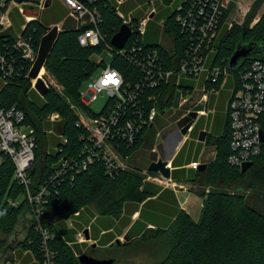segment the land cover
Masks as SVG:
<instances>
[{
	"label": "trees",
	"instance_id": "obj_1",
	"mask_svg": "<svg viewBox=\"0 0 264 264\" xmlns=\"http://www.w3.org/2000/svg\"><path fill=\"white\" fill-rule=\"evenodd\" d=\"M162 1L166 4L170 2ZM86 3L96 7L101 14L99 27L105 36L101 44L81 45L78 36L86 26H75L69 19L61 30L53 29L42 43L41 58L45 61L46 71L58 81L62 91L50 84L44 104L39 105L32 100L29 97L32 85L30 76L26 75V63L21 74L10 77L4 83L0 82V108L8 109L16 105L23 109L26 123L35 130V163L29 172L34 188L54 174L65 159L70 163L66 174L59 176L49 188L51 195L47 210L49 208L50 221H47L46 215L43 218L44 225L54 234L48 243L56 251L57 263L79 264L74 249L82 252L86 244L77 243L75 236L78 230L90 226L98 248L89 246L86 253L96 257L113 256L110 253L113 249H124L129 254L138 244L152 241L160 248V255L155 261L144 264H264V143L261 155L254 159V164L246 172L232 167L227 160L231 139L229 118L219 143L217 159L208 164L206 169L196 171L195 183L200 187H213L208 194L205 190L198 191L204 197V207L198 221L185 210L175 207L177 201L172 189L146 179V176L132 172L129 168L120 169L111 177L102 161L89 164L86 170L80 171L70 166L74 160L82 161L85 158L83 152L90 142L88 130L80 123L79 114L72 108L71 101H76L80 109L92 116L98 114L82 102L80 88L99 65L94 54L100 53L110 44L112 36L123 24L118 11L133 12L131 27L134 32L127 47L133 40H138L144 48L160 51L167 58L168 66H171L175 62L172 51L176 48L179 53L182 43L179 26L175 23L176 10L166 17L154 15L147 23L146 33L141 36L136 28L145 16L134 14L135 0H124L122 3L117 0H96L92 4ZM66 14V9L55 0L51 7L44 10L40 19L28 22L23 31L32 34L33 39L39 42L49 26L60 22ZM17 17L13 19L16 28L26 23L20 16ZM253 17L254 12L251 14ZM162 19L163 24H160ZM243 33L245 41L264 43V12L252 26L248 23L240 29L223 25L215 42V63H228ZM163 34L174 37V46L159 41ZM14 41L10 30L0 32V49L13 50ZM112 51L111 65L121 71L126 83H134L143 76L142 71L119 50ZM231 74L237 82V71L232 70ZM31 77L35 76L31 74ZM216 85L219 86V83ZM175 89L172 85L166 88L169 96L167 105L176 97ZM31 112L40 121L39 124ZM53 114L58 117L54 120L51 117L45 119ZM160 120L158 117L157 125ZM262 123L264 130V116ZM158 133L154 124L146 128L133 147H123L124 156L128 154L132 157L145 144L154 143V139L156 146ZM43 138L47 139L48 145L50 143L46 150L39 148ZM40 156L43 166L39 161ZM1 158L0 230L10 234L18 224L23 207H31L24 197V187L14 178L12 158L5 153L1 154ZM177 158L173 161L175 166ZM72 165L75 167V164ZM180 195L185 200V193L180 192ZM17 200L19 202L15 204ZM78 211L80 214L75 215ZM137 212L139 215L133 220ZM70 218L73 226L68 223ZM32 228V232L21 242L19 253L22 256L23 251L27 250L22 260L26 264H39L42 251L36 231ZM126 228L128 230L125 232ZM103 229L106 231L102 232ZM123 234L127 242L115 243ZM74 241L72 245L68 243Z\"/></svg>",
	"mask_w": 264,
	"mask_h": 264
},
{
	"label": "built area",
	"instance_id": "obj_2",
	"mask_svg": "<svg viewBox=\"0 0 264 264\" xmlns=\"http://www.w3.org/2000/svg\"><path fill=\"white\" fill-rule=\"evenodd\" d=\"M61 1L68 7L69 14L78 20L79 26H86L78 36L81 45L96 46L105 40L99 27L101 21L99 10L86 3L92 4L96 0ZM117 1L122 3L124 0ZM45 2L46 0L39 1L40 10L45 7ZM230 2L231 0H182L180 2L175 12V23L179 26L182 43L179 53L176 52V48L172 51L174 65L172 62V65L168 66L167 58L160 51L144 48L145 46L139 45L138 40H133L127 47L128 40L122 49L115 48L111 42L108 44L107 48L111 50L112 55L113 49L119 50L142 71L143 76L134 83H126L120 70L111 64H106L102 74L90 82L88 92L81 93L82 102L89 107L91 102L101 94H107L108 100L102 109L96 111L98 112L96 115L92 116L82 109L78 111L80 123L88 130L90 142L83 152L86 155L85 158L82 161L74 160L72 163L75 167L71 163L72 168L78 171L86 170L89 164L102 161L107 174L112 177L118 170L126 169L122 161L130 158V155L124 156L122 152L124 146L128 149L133 147L142 132L153 124L157 126V118H161L172 110L176 103L179 108H183L190 101V96L196 90L188 82L190 78L199 80L203 75L205 78L204 85L200 88L202 96L193 107L206 102L209 92L217 91L216 83L221 85L232 71L228 63L217 64L213 60V54L216 52L215 42L221 28L224 24L232 27V24L225 22ZM13 7L18 8L26 21L21 32L14 31L10 17ZM156 12V7L148 12L145 11L146 16L140 20L136 28L141 36L146 33L147 23ZM118 13L123 23L131 27L133 12L126 15L119 10ZM38 19H40V14L27 13L20 0H0V32L10 30L15 39L13 50L0 49V82L4 83L10 77L21 74L27 64L26 75L30 76L32 87L35 88L38 78H43L47 83L45 77L48 72L42 73L45 63L39 67L35 77H31V74L41 54L43 37L57 25H50L47 32L37 42L32 34H26L23 30L28 22ZM131 30L133 34L132 27ZM169 38L174 46V37L169 36ZM95 60L99 64L104 62L103 58H95ZM236 71L239 79L228 104L231 139L227 160L232 167L241 170L244 163L254 161L263 150L264 142L261 139V131L264 116V60H248ZM113 72L119 74L121 79L119 85L108 80V76ZM47 85L50 86L48 83ZM170 85L176 88V97L168 105L166 112L161 114L158 104L160 102L167 104L169 96L166 88ZM152 90L155 92L151 93ZM150 103L152 104L149 106ZM193 107L183 112L178 121L194 110ZM197 112L199 115L206 113L205 110H197ZM57 117V114L51 116L52 119ZM192 125L188 132L192 130ZM34 131V128L26 123V114L23 109L16 105L8 109L0 108V162L2 153L12 158L15 165L14 178L24 187V197L35 215L37 221L35 231L42 251L39 264H58L56 251L48 243L54 234L44 225V222H41V218H43L44 206L51 195L49 188L59 176L66 174L70 163L65 159L54 174L34 188V181L29 173L35 163L36 136ZM190 165L198 170L201 162L194 161ZM160 177L166 179V182H163L162 179L156 178L161 183L171 181V178L165 177L162 173ZM18 202L17 200L14 203ZM79 214L80 211L75 213V215ZM76 242H86L88 245L93 243L91 238L86 237L85 231H79L76 234ZM68 243L72 245L75 241ZM86 250V247L82 248V252L74 249V253L78 257Z\"/></svg>",
	"mask_w": 264,
	"mask_h": 264
},
{
	"label": "rangeland",
	"instance_id": "obj_3",
	"mask_svg": "<svg viewBox=\"0 0 264 264\" xmlns=\"http://www.w3.org/2000/svg\"><path fill=\"white\" fill-rule=\"evenodd\" d=\"M182 0H179L181 2ZM136 8L134 9V14L136 16H146L145 11L150 10L153 7H156L160 12H162L163 17L169 12H172V7L168 6L161 0H135ZM177 3V2H173ZM256 11V13H255ZM124 12V11H123ZM144 12V13H143ZM254 12V17L251 18V14ZM264 12V0H231L229 9L226 14L225 22L232 24V26H237L240 29L250 23L252 26ZM126 15H129L130 12H124ZM251 18V19H250ZM95 58H103L104 62H101L94 72L91 74L89 79H87L81 86L80 92L82 94H86L89 89V84L91 81L97 79L103 72L104 66L106 64H111L113 60L112 52L109 48L104 47L100 53L94 54ZM45 61L38 56L34 71L32 72V76L37 75V71H39V67L42 66ZM232 78V76L229 74ZM48 84H51L57 88L58 91H62V86L58 83V81L49 73H47L45 77ZM188 82L196 88L194 93L190 96V101H188L183 108H179L176 103L174 108L168 111L164 116L161 117V122L158 123L157 129L159 130V134H157L156 146L153 150L149 148L142 147L138 151H136L132 157L128 158L127 160L122 161L126 169L130 171L137 172L138 174L146 176V179L152 180L153 182H158L164 186H175V188H179L178 185L169 181V183H161L156 178L162 179L160 177V172H152L149 171L148 168L153 161H157L159 159H163L164 156L168 155L171 156L176 152L175 145L178 143V139L180 135V129L178 126V118L181 116L183 112L192 108L193 105L201 98L202 93L200 92V88H198L197 80L195 78H190ZM199 91V92H197ZM197 92V94H196ZM29 97L34 100L39 105L45 103L46 99L42 96L38 90L32 87V90L29 93ZM108 95L101 94L98 98L91 102L90 107L94 111H98L102 109L105 104L107 103ZM72 106L76 112L80 111L79 106H77L76 101H71ZM198 107L200 108H211V105L200 104ZM194 111V110H192ZM31 115L33 113L31 112ZM35 121L37 120L38 124L40 121L33 115ZM51 115L46 116L45 119H49ZM56 119V118H55ZM52 120V119H50ZM54 120V119H53ZM179 130V132H178ZM50 143L48 145V141L46 138H43L41 143L39 144V148L41 150L48 149ZM159 152V153H158ZM2 159V158H1ZM42 157H39V161L41 165L44 163L42 161ZM43 166V165H42ZM163 180V179H162ZM188 189L195 193H198L199 190H205L206 193L210 191L211 186L200 187L196 182V180L188 179ZM49 208L47 210V204L44 206L43 211V218L46 215L47 221H50L48 218ZM41 218V217H40ZM41 218V222L43 221ZM45 220V219H44ZM36 218L32 211L27 206H24L21 214L19 216L18 224L16 225L15 230L7 234L0 230V264H26L22 259L23 256L26 254V251H23L22 256L19 253L21 250V242L24 241L27 236L32 232V226L35 229L36 226ZM70 226H73L72 218L68 220ZM86 234V233H85ZM76 237V236H75ZM87 237V236H86ZM120 242L125 243L127 242L124 236H120ZM89 239V238H88ZM119 242V243H120ZM116 243V242H115ZM118 243V244H119ZM90 246L93 248H98V244L94 241ZM16 248V249H15ZM160 248L154 242H148L145 244H138L136 248L132 250L131 253L127 254L128 251L124 249H113L110 250L111 255L113 256H106V257H115L118 261L115 264H120L124 262H129L133 264H144L149 263L152 260L155 261V258L159 257L160 255ZM86 253V252H85ZM89 254V253H88ZM131 254L133 256H131ZM91 255V254H90Z\"/></svg>",
	"mask_w": 264,
	"mask_h": 264
},
{
	"label": "crops",
	"instance_id": "obj_4",
	"mask_svg": "<svg viewBox=\"0 0 264 264\" xmlns=\"http://www.w3.org/2000/svg\"><path fill=\"white\" fill-rule=\"evenodd\" d=\"M20 1L22 2V4H24V7L26 8L27 13L34 14V15L40 14V17L43 15L44 10L46 8L51 7L55 2V0H52L50 6H45L42 10H40L38 6L39 2H34L33 0H20ZM56 1H58L66 9L67 14L60 22L53 23L57 25L53 29H57L58 31L61 30V28L63 27L67 19H69V22L71 24H75V26L79 25L78 20L69 14L68 7L61 0H56ZM173 2H177V3L173 4ZM179 4H180L179 0H174V1H170L167 5L172 7L173 11H175ZM156 10L157 12L155 13V15L163 16L162 12H160L157 8ZM17 15L20 16L22 19H24V22H26L24 16L19 12L18 8L13 7L12 10L10 11V17L13 21V26H14L13 19L16 18ZM163 20L164 19L161 20L160 24H163ZM22 26L23 24L17 28L14 26V31L21 32ZM53 29H51L43 37L42 43H43L44 38ZM159 41L168 46H170V43H171L170 38L165 36L164 34L161 36V39ZM41 56H42V44H41L40 57ZM44 71H46L45 67H44ZM230 75L232 76V78L228 76L221 85L216 87L217 91L209 92L207 101L204 103H201L205 105H211V108L209 109L200 108L198 107L200 104L193 107L194 111L205 110L206 113L200 114V115L198 114L197 118L193 122V125H192L193 127L191 131H189L184 136L180 134L181 136H179L178 143L175 145L176 152L171 156L166 155L163 158L164 160L168 161V166L171 169V177H170L171 181L175 183L176 185H178L179 188H175V186H170V187L164 186V185L163 186L166 188H170L174 191L176 195V201H177V203L175 204V207L179 210L180 209L185 210L196 221H198L201 217L202 209L204 207V197H202L199 193H195L188 189L187 187L189 183L188 179L195 180L196 171L204 170V169H201L202 164H206L208 166V164L214 162L217 159V156L219 153V143H221V140H222L221 138L223 136V132L227 124L229 100L232 96V93H233V90L236 84V81L234 80L233 75L232 74ZM204 81H205L204 75L199 80H197V84L199 88L203 87ZM202 130H205L207 132V135L204 140L199 139V135ZM176 158H177V163L175 166L173 161ZM194 161L201 162V165L198 168V170L191 167L190 165ZM173 172L176 174L175 177H173ZM180 192L185 193L184 195L185 200L182 199ZM138 215H139L138 212L135 213L133 215V220H135L138 217ZM151 226L152 225H149V227ZM86 228H89V234H90V238L92 239V241L96 242V240L92 237L93 235H92L90 226H87L82 230H78V232L85 231ZM127 230L128 228L125 229V232ZM105 231H106L105 229L102 230V232H105ZM121 236H124V234ZM84 243L86 245H84L83 248L86 247L88 249L90 245H88V243L86 242ZM80 244H83V243H80ZM27 253L28 251L26 250V254ZM34 261L37 262L35 257H34Z\"/></svg>",
	"mask_w": 264,
	"mask_h": 264
},
{
	"label": "water",
	"instance_id": "obj_5",
	"mask_svg": "<svg viewBox=\"0 0 264 264\" xmlns=\"http://www.w3.org/2000/svg\"><path fill=\"white\" fill-rule=\"evenodd\" d=\"M51 2L52 0H46L45 6H50ZM131 35H132V30L130 25L127 23H123L119 31L112 36L111 44L115 48L122 49L129 40V38L131 37ZM248 59L264 60V43L257 42L254 40L245 41L244 33H243L239 38V40L237 41L233 52L228 58V66L232 70L239 69ZM35 88L42 96L45 97L50 89V86L47 85V83L43 78H38L35 84ZM167 109H168V105L166 104V102H160L158 104V110L161 114L166 112ZM197 116H198L197 111H191L187 116L181 118L178 121V126L181 135H186L188 133L190 126L193 124ZM206 135L207 132L205 130H202L199 135V139L204 140ZM261 139L264 142V130L261 131ZM144 148L154 149L155 139H154V143H152L151 145L147 143L144 145ZM253 164H254L253 161L244 163L241 171L246 172L250 167H252ZM206 167H207L206 164H202L201 169H205ZM148 170L152 172L158 171L167 178L171 177V169L168 166V161L164 159L153 161L150 164ZM85 233L87 238H90L89 228H86ZM119 242H120V238L116 240L117 244ZM78 261L79 264H115L118 261V259L115 257H96L88 253H82L78 256Z\"/></svg>",
	"mask_w": 264,
	"mask_h": 264
},
{
	"label": "clouds",
	"instance_id": "obj_6",
	"mask_svg": "<svg viewBox=\"0 0 264 264\" xmlns=\"http://www.w3.org/2000/svg\"><path fill=\"white\" fill-rule=\"evenodd\" d=\"M109 77H112V79H109ZM108 80L112 81V83L115 85H119V83L121 82V79L119 78V74L115 72H113L110 76H108Z\"/></svg>",
	"mask_w": 264,
	"mask_h": 264
},
{
	"label": "bare ground",
	"instance_id": "obj_7",
	"mask_svg": "<svg viewBox=\"0 0 264 264\" xmlns=\"http://www.w3.org/2000/svg\"><path fill=\"white\" fill-rule=\"evenodd\" d=\"M42 73L45 74V71L43 70ZM163 182H166V179L163 178Z\"/></svg>",
	"mask_w": 264,
	"mask_h": 264
},
{
	"label": "snow or ice",
	"instance_id": "obj_8",
	"mask_svg": "<svg viewBox=\"0 0 264 264\" xmlns=\"http://www.w3.org/2000/svg\"><path fill=\"white\" fill-rule=\"evenodd\" d=\"M109 79H112V77H109Z\"/></svg>",
	"mask_w": 264,
	"mask_h": 264
}]
</instances>
